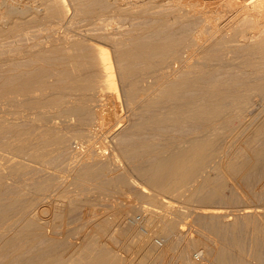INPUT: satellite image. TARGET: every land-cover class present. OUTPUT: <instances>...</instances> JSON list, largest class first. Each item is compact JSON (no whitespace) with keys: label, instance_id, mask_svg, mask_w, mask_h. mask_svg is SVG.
Masks as SVG:
<instances>
[{"label":"bare ground","instance_id":"obj_1","mask_svg":"<svg viewBox=\"0 0 264 264\" xmlns=\"http://www.w3.org/2000/svg\"><path fill=\"white\" fill-rule=\"evenodd\" d=\"M66 1H69L71 3L69 6L72 5V8L73 9L72 8H68V5H66ZM104 1L106 3L107 2L108 3L110 2V4L104 5V3H105ZM96 2H98V3L100 2L101 4L98 5V3L96 4ZM102 2H104V3H102ZM70 9L73 10L72 11V14L74 16H78V17H83L84 16L85 18H88L87 21H89V20L91 21L92 19L95 18V20H93V22L96 21V23L99 21V19H101L102 16H104V15H107L108 16L109 13H112L110 15H113V14L114 15L115 14H121L122 15V14H125V13L126 14H128V13H131V14L132 13L133 14L136 13V14H134L136 16L137 15V12L136 11L139 12V16L138 17L140 19H142V22L139 20V18H138V20L140 21V24L141 25L138 26L139 25L138 24L137 25L138 27H137L136 30H135V28H133L137 32V34H135L134 33L135 31L133 30V33L135 34V36L129 37L127 39H123L122 41H120L121 40L120 39V40L117 41L118 43L116 42V40L114 42V39H113V41H111L112 46H115L116 49H117V46H118V49H119V50L117 49L118 51L116 50L117 53L115 52V58H114L115 60L114 61L116 62L117 66L120 64V68L119 69H121V70H119V71L121 72V74H119V75H121V80H123V83H124V84L122 83L124 85V87L122 85V88H123L122 95H124V97L126 99V103H127L126 105L128 106L127 108H129V106H130L129 109H133L136 112L138 111L137 114H138V116L140 118L143 116L142 117L143 118L142 121H141L140 118H138V119H140L139 121L136 120L138 123L135 122L136 123V127H135V130L136 131L143 130V131H141V133L144 132V129H141L143 127L144 128L145 127L146 128L147 127H150V128L155 127L152 130H154V129L156 130L157 128L159 130V126L162 128L165 125H169V127H170V125L171 126H174L175 124L176 125L184 124L185 121H186L185 122V124H186V123H189L190 120L192 122V120H194V119H196L198 121L200 120V121H202L203 123L206 124V125H204L205 127L204 126L201 127L203 129L200 130V133H198L197 135L195 134L193 136L191 135V137H189L187 135L188 137L187 136L186 137L183 136L181 138H176L177 137L176 136L175 137V140L174 139L171 140L172 137L169 136V138H171V139L170 140H165L164 139L165 141H163L162 143H159L160 142L159 140H158L159 142L157 140H156L157 141L156 142L154 139L151 140L150 138H149L150 141H148L147 140L148 138H147L146 141L142 140V141H144V143L142 142L143 144L140 143L139 145H136V146L133 145V146L127 148L126 150H124V147H127V146H124L123 147V149H122L123 151L122 152H123V156L124 157H126V158H128V157L129 158L134 157L135 159L137 157V158H140V161L143 160L142 162L144 163V165L142 164L143 165L142 166L140 164L141 165V169L138 168L139 169L138 170L136 168L137 170H135V171H138V173H140L142 175L141 177H144L145 176L146 182L148 183L149 187L152 189V192L153 193L150 194L149 198H147V199H149L151 201L152 204H155V203L158 204V202H160V200H161V203H162L163 200L160 199V197L161 196H163V197L165 196L166 197V195H172L174 197H175V195L176 196L178 195L177 196L178 197L177 199H179V197H180L179 195H182L181 193H183L182 191L188 190L187 189L188 186H191V185H192V188L190 187L191 190L189 189L190 190L189 191V194L188 195L186 194L185 196H182V197H184L183 198V200H184L183 202L185 204H187V205H190V206L193 204V202H196V201L200 202L201 204H209L212 201H214L215 199H217L220 196V193H221V187L220 186H216V187L213 188L212 187V183H211V179L209 177H206L205 175L202 178L200 177V176H202L201 173L204 170V167L205 166L207 167L208 166L207 164H209V162H211V160H215V159L217 160L218 159L219 161L217 163H219L221 161L220 164H217V166H218L217 168H219V170H221L220 171L221 173L224 172L228 176H233L234 174L240 173V172L250 171V170L254 169V166L257 163H260L261 161L264 160V143H262L263 145H261L260 147L259 146L258 147L255 146L254 147L255 141L257 142L256 139H259L258 136L260 134H264V133H262L264 131V125L257 127V129H255L256 128L255 127L254 128L255 130H252L251 129L254 132H252L253 134H250V133L249 134L250 135H253V136L248 135L250 137L249 138L246 137V139L248 138L247 140L244 139V140H246V147L242 149L239 146V148L241 149L240 150L241 152H238V153H235V154H231L230 151H229L230 149L227 150V147L224 150L217 149L218 148L217 147L218 146L217 143L220 140V137L223 135V133H226V136H227V134L228 135L230 134L229 135L230 136L229 140L232 143L234 140L240 138L241 136L244 137L243 134H246V130L249 131L250 128H253L254 127L253 126L254 124L252 125V122L253 121H251L252 118H250V116H249L250 113L249 114L247 113L248 110L251 107L249 105L250 108L248 107V109H247L246 107L248 105L247 106H245V105L248 102H244L245 100H242V99H245V98L246 99H250L249 96L253 95V94H250L252 91L256 92L257 95L256 94L255 95L257 97L260 96L261 99H264V0H0V35H2L4 33V30L6 29L5 26H7L8 29L10 28L12 30V31L10 30V32L13 33L14 30H16V29L19 30V28L21 26H23V25H30V24H34V23H37L38 24V23L44 22V21H46L48 19L51 20V19H54V18L55 19L56 18L57 19L60 18V21L62 20V23H63V21L67 19L66 17L69 16V14L71 13L70 12ZM137 9H139V10H137ZM226 12L227 13L228 12H231L232 14H234V18H233V15H232V17L230 16L231 18H233V20L231 19V21H230L229 20L230 18L228 19L229 22L231 23L230 25H228L229 22L224 21V22H227L228 23L227 26H226V28H228V26H229V29L227 31H229V30H232L233 31L232 33L229 34L231 37L228 36V33L229 32L226 33V30H225L226 28L223 25V23H224L223 20H225V19H223V16H224L223 13L227 15ZM193 18L195 19L194 22H193V20H194ZM58 21H59V19H58ZM72 21H74V20H72ZM101 21H102V19H101ZM93 22H92V24L94 25L95 22L94 23ZM190 22H191V24H190ZM192 22L193 23L196 22V23L193 25ZM92 24H91V26H92ZM98 24H99V22H98ZM136 24H134V25L136 26ZM63 25L64 24H61L60 26H63ZM189 25H192L193 27L192 26L188 27ZM65 26H68V25L65 23ZM94 26H96V25H94ZM71 27H72V25H71ZM131 27H133V26H131ZM54 28H55V26H54ZM58 28H60V27H58ZM65 30L68 31L67 29H65ZM89 30H87V31H89ZM127 30H128V28H127ZM127 30L125 29V31H127ZM129 30H131V29H129ZM129 30H128V34L131 32V31L129 32ZM91 31H93V29H91ZM121 31H123V30H121ZM36 32H37V30H36ZM5 33H7V31ZM25 33H29V32L27 31ZM84 33H87V32H84ZM96 33H97V31H96ZM102 33H103V31H102ZM108 33H109V31H108ZM100 34H101V32H100ZM104 34H106V32ZM112 34H111V36H112ZM11 35H15V33L14 34H11ZM19 35H20V33H19ZM65 35H64V37L62 35V37L59 36V38H57V37H56V39L54 38L53 41H52L53 43H51V44H53L54 46H59V47H61V49H63V48H65V49H72V50L75 49L73 51V53H72L71 50H70L71 52L70 51L69 52L67 51V53H70L69 54L70 56L68 57V59L70 61L68 59H66L65 61L67 62V60H68L71 64H73V68H74L73 69L70 66L69 72H71L70 69H73V71L79 70V68L83 64H84V70H86V71L88 70V72L90 71L89 74H88V76L85 77L84 76L85 74L82 75V76L85 77L84 79L82 78V80H83L82 82H80L78 80V81H75L76 83L75 82L73 83V81H72L71 84L69 83L70 84L69 86H65L62 82H61V84H63L64 86H61L59 84V82H58L59 85L56 84V86H54V84H50V82H49L50 85H48V86H50V87H51V85H53L54 87H58L59 86V93H60L59 95H61V94L62 95H67V94L69 95V94H71L72 97H73L71 101L64 102V103H60V101H58L60 103V104H58V102L55 101L57 99L56 98L54 99V96L53 97H50L49 96L50 98L54 99V102H52V100H49L50 98H48V97L47 98L44 97V98H46V99H44V100H46L45 102L43 100L44 103L43 102L42 103L36 102V101H34L35 100V95H33V94H35L37 92L36 91L37 90L36 89L37 88L36 87L37 84L35 85V87H33V89H32V87H29L28 85L27 86L24 85L23 88L19 87L21 89L18 88V90L16 91V94L14 95L15 97H10L11 94L10 95L8 94L9 95V97H7L8 99L6 98L7 95H5V96L2 95L0 97H2V98L5 97L3 102H6V105L7 106L11 107L10 106V104H11L15 108H17V107H19V108L23 107L24 110L26 109L25 110L26 112H27V109L30 111L33 108L34 109L32 111H34L35 108H38V105L39 104L40 105H43L44 107H46L48 109L55 110V112H53L51 114L47 113V114H49V117L47 118L48 120L45 119V120H47V122H45L44 120H42V122L47 123V124L48 123H52L53 122V119H56V120L59 119V121L63 124L65 122H69V119L71 117H74V119H75L76 117L77 118H81V117L83 118L84 115L85 116H88V114H93V115L95 114V117L97 115V119H95L97 121L95 123L92 122L94 120V118L92 117V120L86 118L87 121L86 120H83V119L82 120L80 119L81 120L80 121V125L83 126V127L86 126V128H88L87 129L88 132L90 131V133H93V134L95 133L96 134L97 132H99V130L102 129L100 127V125H102L101 123L103 122V120L106 121L105 120L106 117L103 116V112H104V109H103L104 102L102 104H100L102 101H104V99L106 100V98H105V96H106L105 91L106 90H109L110 91V89H111V91L114 90L112 92H114L117 97L114 96L113 93H111V94H113V96L115 98H117V100H119L120 97H121L120 94L116 90L117 89L116 88L117 86H115L116 85L115 84L116 81H115V78H114V74L115 73L112 70L114 68L112 66L113 62L111 63V61H110L111 59L109 57V54L105 50H103V48L98 47V46L95 47V45H94L93 47H91L92 49L90 48L89 50L87 49V51L81 52L82 51V47H80L81 45H79V41H70L69 40V37H67V35L66 36ZM8 36H9V34H8ZM33 36H34V34H33ZM107 36L110 37V35H107ZM124 36H126V33L124 34ZM98 37H99V35H98ZM112 37H110V38H112ZM45 38H46V35H45ZM107 39H109V38H107ZM71 40H72V38H71ZM235 41L236 42L239 41L240 43L242 42L243 43L242 44L243 47L241 46V48H240V47L237 46L238 48H232L233 47L232 46L231 48L230 47L228 48L226 46V43L233 42V44H234ZM89 42H90V40H89ZM102 42H103V39H102ZM108 42H110V41H108ZM108 42H107V44H108ZM16 44H17V42H16ZM47 45H49V44H47ZM119 46H120V48H119ZM47 48L48 47H46L45 50H47ZM52 48H54V50H55V47H52ZM76 48L77 49L78 48L79 49L81 48L80 49V52L81 53H85L83 55L81 54L82 55L81 56L82 58H80V55L78 53V50H76ZM50 49L51 48H49V50ZM52 50L53 49H51V51ZM57 51L59 52L60 50H57ZM75 51H77L76 52L77 54L75 53ZM30 52H31V49H30ZM28 53H29V51H28ZM41 54L44 55L43 52ZM34 55H36V54H34ZM46 55H47V53H46ZM63 56H64V54H63ZM63 56H61V57H63ZM66 56H68V55H66ZM51 57H49V58H51ZM6 58H5V60H6ZM21 58H22V55H21ZM64 58H66V57H64ZM36 59H39V57L35 58V60ZM78 59H81V61L86 60L87 62L86 63H83V62H85V61H83L82 64L80 65L79 63L81 61L78 62V63L76 62V61H78ZM17 60H15V61H17ZM53 60L54 59H52V61ZM15 61H13V62H15ZM20 61H21V59H20ZM1 63H2V61H1ZM123 64H125V65H124L123 68H121ZM137 64L138 65L141 64V65L138 66ZM16 65H18V64H16ZM63 65H64V63H63ZM67 66L69 67V64ZM136 66H137V68L138 67L139 68L137 69ZM85 67L87 69H85ZM231 68H241V69L244 68L246 71H248V72H246V74H247L246 76L249 77L248 79L254 80V82H252L251 85L248 86V84H247V86H248L247 89H248L249 94H250V95L249 94L246 95V96H248V98L247 97L243 98L245 96L244 94H243V97L242 96H239V95H242V92L240 93V90H237V91L235 90L234 91L233 90L234 88L232 89L231 88L232 86H230V85H229L230 86L229 89H231V92L230 91L229 92L231 93V95H228L229 92H226L225 91V88L226 87H224V89L222 88L225 84L223 86H221V88L225 92H223V90L221 91L220 85L219 86L217 85V83H218L217 81H219V82L229 81L230 82V81L234 80L232 78H235L238 73L236 74L234 72L236 74V76L235 75L232 76L231 74L233 72L232 73L230 72L231 71L230 70ZM81 69L82 68H80V70ZM42 70H44V69H42ZM57 70L58 69H56V71H55V69H54V71H52V72L58 73L59 71L57 72ZM80 70L78 71V74L81 73ZM81 71L83 72V70H81ZM25 72H26V70H25ZM45 72H46V69H45ZM69 72L67 73V70H66L65 73L63 72L64 73L63 75H65L66 73L69 74ZM61 73H62V71H61ZM72 73L75 75L76 72H71V74H69V75H72ZM96 73L99 75V76L97 75V77H99V79L94 80V78L96 76ZM78 74L76 73V75H78ZM20 75H22V77H23V78L22 77L20 78L21 81L23 79H25L24 77L26 76V74H25V76H23V74H20ZM39 75H40V73H39ZM46 75H49V73L46 74ZM69 75L67 77L64 76V78L70 79L69 78ZM8 76H10V75H8ZM54 76H55V74H54ZM56 76H57V74H56ZM239 76H241V75H239ZM17 77H18V75H17ZM17 77H15L14 80H13V77H12V79L10 77H8L9 80L6 79V77L4 79H6L7 82L9 81L8 83L6 82V84L9 85V84H11L10 82L12 80L14 82H15V80H18V79H16ZM59 77H60V80L63 78V77L61 78V76H59V75L56 78L59 79ZM70 77H72V76H70ZM30 78H31V76L30 77H27L28 80ZM40 78H43V77L41 76ZM78 78H79V76L77 77V79ZM100 78H101V80H100ZM236 78H238V76ZM241 78H242V76H241ZM253 78H255V79H253ZM27 79L25 80V83H26ZM55 79L53 78V80H55ZM71 79L70 80H67V81L69 82V81H71ZM80 79H81V76H80ZM19 80H18V82H19ZM75 80H76V77H75ZM30 81L32 82L33 79L32 80L30 79ZM46 81H48V79H46L45 82ZM61 81L64 82L63 79ZM211 81L217 82V83H214V84H216L217 87H214L215 85L212 84ZM238 81L240 82V80H238ZM22 82H24V81H22ZM77 82H79V83H77ZM209 82H211L212 85L210 84V86H207ZM224 83H226V82H224ZM27 84H28V81H27ZM34 84L35 83H33V84L31 83L32 86ZM46 84H48V82ZM11 85H14V83L11 84ZM21 85H23V84L21 83ZM3 86H6V85H3ZM17 86H19V85H17ZM236 86H238V85H236ZM247 86H245V87H247ZM50 87H49V89H50ZM54 87L53 88L51 87L52 88V91L53 90L56 91V89H54ZM228 87L226 88L227 90H228ZM9 88H10V86H9ZM11 88H13V86H11ZM34 88H35V90H34ZM41 89H42V86H41V88H39V91ZM241 90H243V89H241ZM189 91H192V92H190L191 93L190 94L191 97L187 96V93H189ZM193 91H195L196 93L198 92V97L197 96H192ZM233 91L236 94L235 93H232ZM238 91H239L240 94L237 93ZM38 92H37V94H38ZM42 92L45 93L44 90ZM51 93H53V92H51ZM225 93H227V94H225ZM45 94H47V93H45ZM95 94H97L99 96L98 97V100H97V98L95 100L93 99V97H94ZM59 95H57V96L59 97ZM42 96H43V94H42ZM42 96L40 98L43 99ZM51 96H52V94H51ZM64 97H66V96H64ZM69 97H71V96H69ZM2 98H1V101H2ZM230 98H231V100L233 99V101H234V98H235L236 99V101H234L235 103L233 101H231ZM61 99H64V98H61ZM61 99H59V100H61ZM224 99H227V100L229 99L232 103H234V104H232V107H229L230 110H229V108H226L225 109L224 107H222V104L223 103H220V102L222 100H224ZM37 100H38V98H37ZM223 102H226V100H224ZM243 102L245 103V105H244ZM3 104H5V103H3ZM243 105L245 106L244 108H242ZM44 107H42V108H44ZM122 107H124V106H122ZM0 108H1V106H0ZM15 108L11 107V109H15ZM42 108H40L41 111H42ZM46 108H44V109H46ZM21 109H20L21 112H18V110H14L16 112V115L19 118L21 116L20 113H22L24 111V110L22 111ZM244 109H247V111L244 110ZM39 110L36 111L37 115L40 114V112L38 113ZM5 111L7 112V110H5ZM10 111H12V110H10ZM249 111L251 112V110H249ZM26 112H24V113L26 114ZM44 112H47V110H45ZM136 112L133 111V114L136 113ZM139 113H141V114L139 115ZM12 114H13V112H12ZM14 114H13V116H15ZM31 114H33V112L30 113V115ZM42 114H43V112H42ZM42 114H40L41 117H42ZM106 114H108V113H106ZM131 114H132V112H131ZM246 115L249 116L250 119L248 117L247 118L249 119V122L251 121L250 123H251L252 127H250V125H249L248 122H244L246 120H244L242 118L244 120L243 121L241 119V117H243V116L246 118ZM33 116H34V114H33ZM35 118H36V116H35ZM88 118H90V117H88ZM118 118H119V116H118ZM26 119H27V117H26ZM30 119L28 118V120H30ZM72 119H71V121H72ZM240 119L242 120V122H241ZM40 120H41V118H40ZM14 122H12V123H14ZM57 122L58 121H56L55 123H57ZM243 122H244V124L245 123L248 124L250 128L249 127H246L248 125L245 124L246 125L245 127L246 128H249V129H246L244 127ZM31 123H33V122H31ZM117 123L119 124L120 122H117ZM5 124H6V122H5ZM23 125L24 124H22V126ZM56 125L57 124H55L54 126L56 127ZM41 126H43V125H41ZM51 126H53V125H51ZM107 126H110V125H107V124H104V126L102 125V127H104V128L107 127ZM137 126L138 127L140 126L141 128L139 127V129H137ZM39 127H40V125H39ZM183 127H184V125H183ZM1 128H2V125L0 123V129ZM33 128H35V127H33ZM43 128H44V126H43ZM45 128L48 130L47 125H46ZM161 128H160V130H161ZM29 130H32V128H30ZM39 130H40V128L38 129V131ZM73 130H74V128H73ZM182 130H183V128H182ZM182 130H180V131H182ZM28 131H26V132H28ZM167 131H169V130H167ZM45 132H47V131H45ZM48 132H49V130H48ZM31 133H32V131H31ZM42 133L43 132H41V134ZM49 133L51 134V132H49ZM73 133H74V131H73ZM19 134H16V136H15V137H17V138H15V140L17 139L16 141H14V142L11 141V143L8 142V144L6 142V145H5V149L6 150L5 151L7 153H11V154H17L18 152H19V154L20 153L22 155L24 154V157L26 156L27 158H30V159H27L28 161L29 160L32 161V159H37L38 160L40 158L39 160L41 162V157L43 156V153L39 154V152H45V151H42L40 148H38V149L35 148L36 150H41V151H39V152L37 151L38 153L37 152H35V153L34 152H31L30 149H31V142H32L33 138H31L29 136V133H28V135H24L22 133V135L20 134L21 136ZM32 135H34V134H32ZM35 136H36V134H35ZM71 136L72 135H70V137ZM223 136H225V135H223ZM246 136H247V134H246ZM38 137L41 138V136H38ZM38 137L36 139H39ZM56 137H57V135H56ZM242 137L239 140H241ZM11 138L12 137H10V140H11ZM54 138H55V136L53 137V139ZM80 138H82V137H80ZM158 138H159V136H158ZM59 139L61 141V144H65V143L68 142L67 141V142L63 143L65 141L64 140L65 137H63V140L64 141L61 138H59ZM161 139L163 140V138H161ZM54 140H55V142L57 141V139H54ZM82 141H84V140H82ZM261 141H263V140H261ZM132 142H134V141H132ZM57 143H58V141H57ZM222 143H223V141H222ZM229 143H227V144H229ZM87 144H88V142H87ZM233 144H234V142H233ZM244 144H245V142H244ZM1 145H2V143H1ZM45 146H44V148H45ZM99 146H100V144H99ZM243 146H245V145H243ZM40 147H41V145H40ZM246 153H249V157H247L246 159H244V156H247ZM18 155H16V156H18ZM2 156H4V155H2ZM16 156H15V158H16ZM44 157H45V155H44ZM102 157H103V155H102ZM89 158H90V155H89ZM141 158H143V159H141ZM3 159H5V158H3ZM6 160H8V159L6 158ZM42 161H43V159H42ZM132 161H133V159H132ZM134 162H136V161H134ZM97 165H98V163L96 164V166ZM12 166H13V164H12ZM17 166H15V167H17ZM91 166H93V165H91ZM15 167H14V169H16ZM20 167L21 166L17 167V169L19 168L18 169L19 171L21 170ZM98 167H99V165H98ZM109 167H110V165H109ZM138 167H140V166L138 165ZM210 167H211V164H210ZM10 169H11V165H10ZM86 169L84 171H82V170H79V172L76 171V173H77V174L75 173L76 175L73 174L75 176H74V179L72 178V180L75 181V185H77V187H78V185L80 186V189L83 186H84L83 187V189H84L85 186H86V184H88L90 181L91 182L92 181H95V180L97 181V178H96L97 177V174L100 173L101 171L106 170L105 167L104 168H100L97 171L94 170L96 168H93V170H91L90 168L89 169L86 168ZM3 171H5V170H3ZM17 171H16V173L13 171L14 172V176H15V174L19 173ZM72 171H74V170H72ZM100 175H102V174L100 173ZM114 176H117V175L115 174ZM20 177H22V176H20ZM198 177H200L201 179L198 180L197 179ZM101 178H102V176H101ZM1 180H2V178H1ZM129 181H130L129 180V177L127 175L123 174L121 176H117L116 179L113 182H111V183H108L106 181L105 182H101V185H103L104 187H100L99 190H101V188H104V189H102L103 190L102 192L105 191L106 193H109L110 192V189L111 190L119 191V190H122L127 185H129V183H130ZM2 182H3V180H2ZM95 183H97V182H95ZM193 183H195V184H193ZM97 187H99V186H97ZM86 188H87V186H86ZM107 191H109V192H107ZM51 194L54 195V193H51ZM174 197H172V198L174 199ZM142 198H143V196H142ZM143 199L145 200V198H143ZM179 200H182V199H179ZM169 201L164 200L163 202L169 204ZM74 202L72 201L73 204L77 205L76 204V201H74ZM72 203H71V205H72ZM165 203H164V205H165ZM75 205L74 206L72 205L73 207L71 208V211H69V212H72L73 211V209L75 208ZM164 205H163V207H164ZM17 206H18V204H17ZM68 207H70V205ZM77 207H79V206H77ZM68 209H70V208H68ZM120 209L117 212L118 213V219L119 220L120 219H123L122 217L124 215H126L125 214V212H126L125 209L124 210H122L123 208L121 210ZM166 210H168V208ZM53 213H55V212H53ZM117 213H115V214H117ZM208 213H211V215H212V212H208ZM218 213H219V211H218ZM47 214H48V212H47ZM152 214H154V213H152ZM152 214L149 215V216H152V218L155 219L156 216L154 217V215H152ZM173 214L174 213H172L170 211L167 212V213L165 212L164 214H162V217H160L161 219H159V217H158L159 214L158 215H157V213L155 214V215H157V218L159 219V221L162 223L160 226L159 225L158 226L161 227V230L162 231H164L163 233H169V235H170V233H173L174 232L175 225H176L175 219H176L177 216L174 215L175 217L173 218V216H171ZM58 215H59V213H58ZM182 215H183V213H182ZM211 215H208V217H211ZM220 215H218V216H220ZM159 216H161V215H159ZM216 216H217V214H216ZM10 218H11V216H10ZM23 218H24V215H23ZM152 218H148V219H151L152 220V223H153L154 219H152ZM13 219H14V221H13ZM15 219H16V221H15ZM24 219H26V222L24 223V225L21 226L22 224H20V226H19V222H20L19 221V217L16 216V218L14 217V218L11 219L12 222H9V223L6 222L7 225L5 227H3L2 230H0V231H2V233L10 234L5 240H3V238L0 237V255H2L5 251H8L7 250L8 248H10V247L13 248L14 244L19 239L28 238L31 235L34 236V237H40V236H43L45 234L44 233L43 226L41 225V223H38L37 220L30 219L29 217H26ZM27 219H29V221H27ZM59 219H61V218H59ZM115 219H117V218H115ZM155 222H157V224L160 223V222L158 223V221H155ZM246 222H248V221H246ZM125 224H127V223H125ZM251 225H250V227H251ZM256 225H255V227H256ZM124 227H125V225H124ZM211 227H212V224H211ZM250 227H248V228H250ZM219 228H221V227H219ZM121 229H122L121 231L119 230L120 233H117V234H119L118 239L119 238H122V239L125 238L124 240H127L126 238H130V239L137 238V235H135V233H132L131 232V229L129 227L127 228V225H126V228L125 229L124 228H121ZM138 232L139 231L137 230V233ZM213 232L217 236V237L216 236L215 237L216 238H219L217 241H219V243H221V245L219 244V247L217 246L218 247L217 249L214 248L215 254H216V255H214V258H216V260H213V261H216L217 262L216 264H230L231 262L229 263V260H230L231 254H229V252H228V250H229L228 247L229 246L227 247L228 243H226L227 240H225V233L227 232L226 229L225 230L224 229L223 230H219L218 227L217 228L214 227ZM2 233H0V235H2ZM232 233H233V231H232ZM258 233H259V231H258ZM139 234H141V233H139ZM182 235H183V233H182ZM147 236L150 237L149 234ZM178 236H179V234H178ZM141 238H143V237H141ZM243 238H244V236H243ZM147 239L148 240H140V242H138L137 244H135V242L132 240V242H134V243H132V242H130V243L134 244V246L133 245H130L128 243L131 240H129L128 242L126 241L127 242V245L129 244V249L127 248L128 251L132 249V251L134 253H136V255L141 254L142 257H141V259L139 257L138 260H133V259L130 260L129 257H128L129 259L128 258L127 259L126 258L125 259L122 258L121 260H119V258L116 259L114 257H111L110 256V252L108 250H106V249L104 250L103 254H101L100 256L99 255L98 256H93L91 254L90 249H88V247H86L85 244L83 245L84 247H82L81 250L78 249V251L80 252V253H78V256H76V254L74 255V256H76L78 258H76V257L73 256L74 258L73 257L70 258V259L68 258L67 260L66 259H63V257L61 255H58L57 256V254H56V256H55V253H54L53 256L52 255H50V256L49 255L48 256L47 255L46 256L45 255L44 256H40L39 253H38L39 251L37 252L39 256L36 254V252L35 253L32 252V253L34 255L36 254L37 257H38V258H36L37 260L34 257V259L36 260L34 262L35 264H148L150 258L152 259V257H154V256L157 255V257H155V258L158 259V256L160 255L158 253H160V252H158V249H157V247H158L157 244L158 243L156 244V242L153 239H151V238H147ZM261 239H263V238H261ZM41 240H43V239H41ZM220 241H222V242H220ZM27 243H29L28 240H27ZM87 243L89 244V241H87ZM123 243L125 244V242H123ZM29 244H30V246H32L31 243H29ZM88 244H87V246H88ZM91 244L92 243L90 241V245H89L90 248H91ZM236 244H237V242L235 243V245ZM93 245H94L93 247H95V244H93ZM238 245H240V244H238ZM121 247H123V246H121ZM27 248L29 249V247H27ZM124 249H126V248H124ZM245 249H246V245H245ZM257 249H258V247H257ZM21 250H23V248ZM74 250H76V249H74ZM26 251H24V252H26ZM236 251H238V250H236ZM20 253L22 254V251ZM26 253H24V254H26ZM28 253L30 254V252H28ZM51 253H53V252L51 251ZM257 254H258V252H257ZM18 255H20V254H18ZM32 256L33 255H31V257ZM234 256H235V254H234ZM162 257H163V255H162ZM162 257H161L160 260H162ZM254 257H256V256H254ZM257 257H258V255H257ZM32 258H30V259H32ZM24 259H27V256ZM34 259H33V261H34ZM150 262H152V261H150ZM232 262H234V260ZM24 263L25 264H28V262H24ZM34 263L32 262L31 264H34ZM237 263H238V261H237ZM4 264H11V263L9 262V263H4Z\"/></svg>","mask_w":264,"mask_h":264},{"label":"rangeland","instance_id":"obj_2","mask_svg":"<svg viewBox=\"0 0 264 264\" xmlns=\"http://www.w3.org/2000/svg\"><path fill=\"white\" fill-rule=\"evenodd\" d=\"M68 2L69 1H66V5H68V8H72V5L69 6L71 3L70 2L68 3ZM104 2H102V3H104ZM97 3L98 2H96V4ZM100 4L101 3L99 2L98 5H100ZM107 4H110V2L109 3L108 2L104 3V5H107ZM72 9H70L71 13L69 14V16L66 17L67 19L64 20L63 23H62V20L60 21V18H58L59 21H58L57 18L56 19L54 18V19H51V20L48 19V20H46L44 22H40L38 24L37 23L30 24L31 26L30 25H23V26H21L19 28V30L18 29L14 30L15 32L13 31V33L10 32V30H11L10 28L8 29L7 26H5L6 29L4 30V33L2 35H0V93H1L0 96L7 95L6 96V98H7L11 94L10 97H15L14 95L16 94V91L18 90L19 87L23 88L24 85H26V86L28 85L29 87H32V89H33V87H35V85L37 84V86H36L37 90L36 91L38 92L39 88H41V86H42L41 90L42 91L44 90V92L47 93V94L43 93L41 90L38 92V94L36 92L35 94H33V95H35V100L34 101L42 103L43 100L46 99L47 97L50 98V97H53V96H54V99L55 98L57 99L55 101H57V102L60 101V103L71 101L72 98H73L71 94H69V95L68 94L67 95H62L61 94L62 95L61 96V95H59L60 94L59 93V86L58 87H54V86H56V84H58V82H59V84L61 86H64V85L65 86H69L72 83V81H73V83L75 81H78V80L80 82H82L83 81L82 78L84 79L86 76H88L90 71L88 72V70L87 71L84 70V64L81 65L83 61H85L83 63L87 62L86 60H83L84 58L82 59L83 61H81V59H78V61H76L77 63L81 61L79 64L81 65L80 68H82L81 70H83V72L80 70V68H79V70L81 72V73L79 72L80 74H78L79 70L73 71V69H74L73 68V64H71L69 62L70 60L68 59V57L70 56L69 55L70 53H67V51L69 52L71 50L72 53H73V51L75 49H73V50L72 49H65L63 47H62L63 49H61V47L54 46L53 44H51V43H53L52 41H53L54 38L55 39H56V37L59 38V36L62 37V35L64 37V35L66 34L67 37H69L70 41H79V45H81L80 47H82V51L81 52L87 51V49L89 50L91 47H93L95 45V47L98 46V47L103 48V50H105L109 54V57L111 59L110 61H111V63L113 62L112 66L114 68L112 67L113 68L112 70L115 73L114 74V78H115V81H116V83H115L116 85L115 86H117L116 90L121 96L120 99H119L121 102L119 100H117V98L114 97V96H116L115 93L112 92L114 90L111 91V89H110V91L109 90L105 91L106 100L104 99V101H102V102L100 101L101 102L100 104H102L104 102L103 116L106 117V119H105L106 121L103 120V122L101 124L103 126H104V124H107V125H110V126H107L108 128L107 127L104 128V127H102V125H100V127L102 129L99 130V132L96 131L97 132L96 134L95 133L93 134V133H90V131L88 132V130H87L88 128H86V126H84V127L81 126L80 125V121L82 119L86 120V121H87V119L92 120V117H93L94 120L92 122L95 123L97 121V120H95V119H97V115L95 117V114L94 115L93 114H88V116L84 115L83 118L82 117L81 118H77L76 117L74 119V117H71L69 119V122H65L63 124L59 121V119L58 120L53 119L52 123H48L47 124V123L42 122V120L47 122V120H48L47 118L49 117V114L55 112V110L48 109V108H46V107H44L43 105H40V104L38 105V108H35L34 111H32L34 109L33 108L30 111L27 109V112H26L25 111L26 109L24 110L23 107H21L22 109L19 108V107L15 108L14 106H12L10 104L11 107L15 108V109H11V107L6 105V102H3L5 97L4 98L0 97V106H1V108H0V123L2 125V128L0 129V131H1L0 132V158H1L0 159V164H1L0 165V200L2 199L0 201V203L2 204V205L0 204V230H2V228L5 227L7 225V223L12 222V220H11L12 218H14V217L16 218V216H17V217H19V221H20L19 222V226H20V224H22L21 226H23L24 223L26 222V219H24V218L29 217L30 219L37 220L38 223H41V225L44 228V233H45L43 236H40V237H34V236L31 235L28 238L19 239L15 243L17 246L14 244L13 248L12 247L8 248L7 249L8 251H5L2 255H0V264L9 263V262L11 264H25L24 262H28V264H31L32 262L34 263L37 260L36 258H38L37 257L38 253H39L40 256H44V255L45 256L46 255L47 256L48 255L49 256L50 255L53 256L54 253H55V256H56V254H57V256L61 255L63 257V259L67 260L68 258L69 259L72 258L75 254H76V256H78V253H80L78 251V249L81 250V248L84 247L83 246L84 244H85L86 247H88V249H90L91 254L93 256H98V255L100 256L101 254H103L104 250L106 249V250H108L110 252V256L114 257L116 259L119 258V260H121L122 258H124V259L126 258L127 259L129 257L130 260H132V259L133 260H138L139 257L141 259V257H142L141 254L137 253L138 255H136V253H134L132 251V249L128 251L127 248L129 249V244L134 246V244H132V243L135 242V244H137L138 242H140V240H148L147 238L153 239L156 242V244L158 243L157 244L158 245L157 249H158V252H160V253H158V254H160L158 256V259L155 258V257H157V255H156V256L152 257V259L150 258L151 260L149 259L148 264H150V263L151 264H181V263L182 264H216L217 262L213 261V260H216V258H214V255H216L214 248L217 249L219 247V244L221 245V243H219V241H217L219 238H216L217 236L213 232L214 227L215 228L218 227L219 230H223V229L225 230L226 229V231H227L225 233V240H227V242H226V243H228L227 247L229 246L228 247V249H229L228 252H229V254H231V257H232V258L230 257L231 261L229 260V263L231 262L230 264H248V263L249 264H264V260H263L264 259V236H263L264 235V160L261 161L260 163H257L254 166V169H252L250 171H247V172L236 173L233 176H228V175H226V173H224V172L221 173L220 172L221 170H219V168H217L218 167L217 164H220L221 161L219 163H217L219 161L218 159L217 160L216 159L215 160H211V162H209V164H207L208 166L207 167L205 166L206 168L204 167V170L201 173L202 176H200V175L199 176L201 178L204 177V175L206 177H209L211 179V183H212V187L213 188L216 187V186H220L221 187L220 196L221 195L222 196L221 197L219 196L217 199H215L214 201H212L209 204H201L200 202L196 201V202H193V204L190 206V205H187V204H185L183 202L184 201L183 200L184 197H182V196H185L186 194L187 195L189 194V191L191 190L190 187L192 188V185L188 186V188H187L188 190L182 191L183 192V193H181L182 195H179L180 196L179 199H182V200L177 199L178 195L177 196L175 195V197L172 196V195H166V197L165 196L164 197L161 196L160 199H162L163 201L164 200H167V201L170 200L169 204L165 203L163 201L161 203V200H160V202H158V204H156V203L152 204L151 201L149 199H147V198H149L150 194L153 193L152 189L149 187L148 183L146 182L145 176L141 177L142 175L140 173H138V171H135L138 168L141 169V165L142 164L144 165V163L142 162L143 160L140 161V158H137V157H136V159L134 157H132V158L124 157L123 156V152H122L123 151L122 150L123 147L127 146V147H124V150H126L127 148H129V147H131L133 145L136 146V145H139L142 142L144 143V141H146L147 138H148L147 139L148 141H150L149 140V138H150L151 140L154 139L155 141L159 140L160 142L159 141L158 142L162 143L165 140H170L171 138H169V136L172 137L171 140H173V139L175 140L176 136H177L176 138H181L183 136L186 137L187 135L189 137H191V135L193 136L195 134L197 135L198 133H200V130L203 129L201 127H203L206 124L203 123L200 120L198 121V120L194 119V120H192V122L190 120L189 123H186V124H185V122H186L185 121L184 124H180V125H176L175 124L174 126L170 125V127H169V125L163 126L164 128L163 127L161 128L159 126V130L157 128L156 130L154 129L155 131L152 130L155 127H153V128H150V127L141 128L139 126L141 129H144V132L145 131L146 132L145 133L144 132L141 133V131H143V130L136 131L135 130L136 123H138L137 121H139L140 119L142 121V119H143L142 117L143 116L141 115L142 117L140 118L138 116V114H137L138 111L136 112L133 109H129L130 106H129V108H127L128 106L126 105L127 104L126 103V99H125L124 95H122V93H123L122 92L123 91L122 85L124 83H123V80H121V75H119V74H121V72L119 71V70H121V69H119L120 68V64L118 65L119 66L118 67L116 62L114 61L115 60L114 59L115 58V52L118 49V46H117V49H116L115 46H112L111 41H113V39H114V42H115V40L117 42L120 39H121L120 41H122L123 39H127V38L135 36V34H137V32L135 30L137 29L138 26L141 25L140 21L142 22V19H140L138 17L139 16V12L136 11L137 12L136 16L134 15L136 13H134V14L133 13L132 14L131 13H128V14L125 13L126 15L122 14L123 16L121 14H115V15L113 14L114 15L113 16V15H110L112 13H109L110 16L109 15L108 16L104 15V16L101 17L102 21H101V19H99V21L96 19L99 22V24H98V22L96 23V21H94L96 23L95 24L93 22V20H95V18L92 19L91 21L90 20L87 21L88 18H85L84 16L83 17L74 16L72 14V11H73ZM137 10H139V9H137ZM223 15H224L223 19H225V20H223V22L224 21L229 22V20L231 21V19L233 20V18H234V14H232L231 12H228L227 15L223 13ZM232 15H233V18H231ZM138 18H139L140 21L138 20ZM72 20H74V21H72ZM194 21H195V19L193 20V22ZM92 22L96 26H94L92 24ZM227 22L223 23L225 28H226V26L228 24ZM65 23L68 26H65ZM195 23H193V25ZM61 24H64L63 25L64 27L60 26ZM91 24H92V26H91ZM134 24H136V26ZM190 24H191V22H190ZM230 24L231 23L229 22L228 25H230ZM71 25H72V27H71ZM54 26H55V28H54ZM131 26H133V27H131ZM190 26H192V25H189L188 27H190ZM58 27H60V28H58ZM88 28L89 29L90 28L93 29V31H91V29L89 30ZM124 28L126 30H127V28H128V30L131 29V30H129V32L131 31L130 32L131 34L129 33L130 34L129 35L128 34V30L125 31ZM133 28H135V30ZM65 29H67L68 31H66ZM228 29H229V26H228V28L225 29L226 33L229 32L228 36L231 37L229 34L232 33L233 31L232 30L227 31ZM36 30H37V32H36ZM87 30H89V31H87ZM121 30H123V31H121ZM133 30L135 31L134 32L135 34L133 33ZM6 31H7V33H5ZM27 31L29 33H25ZM96 31H97V33H96ZM102 31H103V33H102ZM108 31H109L110 34L108 33ZM84 32H87V33H84ZM100 32H101V34H100ZM105 32H106V34L108 33L107 35H110V37L113 36L114 38L113 37L110 38L109 36L104 34ZM10 33L11 34L15 33V35H11ZM19 33H20V35H19ZM123 33L124 34L126 33V36H124ZM8 34H9V36H8ZM33 34H34V36H33ZM111 34H112V36H111ZM45 35H46L47 39L45 38ZM98 35H99V37H98ZM106 37L109 38V39H107ZM1 38L2 39L4 38V39L2 40ZM71 38H72V40H71ZM102 39H103V42H102ZM89 40H90V42H89ZM108 41H110V42H108ZM16 42H17V44H16ZM107 42H108V44H107ZM237 42L235 41L234 44H233V42L226 43V46L228 48L229 47L231 48L232 46H233L232 48H238V47L241 48V46L243 47V45H242L243 43L242 42L241 43L239 41H237ZM47 44H49V45H47ZM46 47H48L47 50H45ZM52 47H55L56 51ZM49 48H51L53 50L51 51V49L49 50ZM119 48H120V46H119ZM30 49H31V52H30ZM80 49L76 48V50H78L80 58H82L81 56L83 54H85V53H81ZM57 50H60V51L58 52ZM28 51H29V53H28ZM42 52L44 53V55L41 54ZM76 52L77 51H75V53ZM46 53H47V55H46ZM27 54L28 55L30 54V55L28 56ZM34 54H36L37 56L34 55ZM63 54H64V56H63ZM21 55H22V58H21ZM66 55H68V56H66ZM61 56H63V57H61ZM37 57H39V59L35 60V58H37ZM49 57H51V58H49ZM64 57H66V58H64ZM5 58H6V60H5ZM17 59L19 61L21 59V61L19 62ZM52 59H54V60L52 61ZM66 59H68L69 61L67 60V62H66L65 61ZM15 60H17L18 62L15 61ZM1 61H2V63H1ZM13 61H15V62H13ZM63 63H64V65H63ZM16 64H18V65H16ZM68 64H69V67L67 66ZM124 65L125 64H123L121 68H123ZM140 65H138V66H140ZM70 66L73 68V69H70L71 72H76L78 75H76V73H75V75L73 73H72V75H69V74H71V72H69ZM136 68H137V66H136ZM24 69L26 70V72H25ZM42 69H44V70H42ZM45 69H46V72H45ZM54 69H55V71H56V69H58L57 72L58 71L59 72L58 73L52 72V71H54ZM65 69L67 70V73L69 72V74L66 73L65 75H63L66 72ZM85 69H87V68L85 67ZM230 70L229 71L231 73L232 72L233 73L235 72L236 74L238 73L237 74L238 78H236L237 76H236L235 73L234 74L232 73L231 74L232 76H234V75L236 76L235 78H232L234 80H232L230 82L229 81H224L226 83H224L223 81L222 82L217 81L218 83L214 82V81H211L212 84L217 83L218 86L220 85L221 91L224 89V87L227 88L230 85V86H232L231 87L232 89L234 88L233 89L234 91L235 90L236 91L240 90V93L242 92V95H239V96L243 97V94H244L245 96L243 98H245V97L248 98V96H246V95L249 94V91H248L247 88H248L249 85L252 84V82H254V80L248 79L249 77L246 76L247 75L246 72H248V71H246L244 68H242V69L241 68H231ZM61 71H62V73H61ZM39 73H40V75L42 74L41 76L43 78H40L41 76L39 75ZM48 73H49V75H46ZM7 74L10 75V76H8ZM20 74H23V76H25V74H26V76L24 77L25 79L22 80L24 82L21 81L20 78L22 77V75H20ZM54 74H55V76H54ZM56 74H57V76H56ZM17 75H18L19 78L17 77ZM58 75L61 76V78L63 77L62 79L64 80V82L61 81L62 79L60 80V77H59V79L56 78V77H58ZM68 75H69L70 79L72 78L71 81H69V82L67 80H70V79L64 78V76L67 77ZM82 75H84L85 77L82 76ZM97 75L98 74L96 73V76H95L94 80L99 79V77H97ZM239 75H241L242 78ZM11 76L13 77V80L15 79V77H17L16 79H18V80L20 79L19 82H18V80H15V82L12 80L10 83L11 84L14 83V85H11V84L7 85L6 84V82H7L6 79H8V77H10L12 79ZM30 76H31L30 79L31 80L33 79L32 82L30 81V79L29 80L27 79V77H30ZM70 76H72V77H70ZM78 76H79V78L77 79ZM80 76H81V79H80ZM5 77H6V79H4ZM75 77H76V80H75ZM53 78L54 79L56 78V79L53 80ZM26 79L28 81V84H27V81L25 83ZM46 79H48V81L45 82ZM253 79H255V78H253ZM100 80H101V78H100ZM238 80H240V82ZM47 82H48V84H46ZM49 82H50V84H54V86L51 85V87L52 88L54 87V89H56V91L55 90L52 91V88L50 86H48V85H50ZM61 82L64 85L61 84ZM65 82L66 83L68 82V83L66 84ZM211 82H209L207 86H210ZM21 83L23 85H21ZM31 83L32 84L35 83V84L32 86ZM77 83H79V82H77ZM247 84H248V86H247ZM3 85H6V86H3ZM17 85H19V86H17ZM214 85H215L214 87H217L216 84H214ZM236 85H238V86H236ZM9 86H10V88H9ZM11 86H13V88H11ZM221 86H223L222 87L223 89L221 88ZM230 86L228 87V90L225 88L226 92H229V91L231 92V89H229ZM245 86H247V87H245ZM49 87H50V89H49ZM123 87H124V85H123ZM21 88H19V89H21ZM241 89H243V90H241ZM244 89L245 90L247 89L246 91L248 93ZM34 90H35V88H34ZM225 91L223 90V92H225ZM234 91L232 93H235ZM51 92H53V93H51ZM190 92H192V91H189V93H187V96H189V97H191V95H190L191 93ZM253 92L254 91H252L250 94H253L254 96L253 95L249 96L250 99H246L245 98V99H242V100H245L244 102H248V103H246V105L243 102L245 106L248 105L246 107L247 109H248L249 105L251 107V108L249 107L250 108L249 110H251V112L248 110L247 113L248 114L250 113L249 116H250V118L253 119V120L251 119V121L254 122V123L252 122V125L254 124L253 125L254 127L250 128V127H252V125L250 123L251 121L249 122L250 118H249L248 115H246V118H245L244 117L245 115H244L243 117H241V119L243 118L246 121H244L243 119L242 120L244 122H248L249 125H250V127H249V125L245 123L246 125H248V126H246L244 124V122H243L244 127L246 126V127L250 128L249 129V128L245 127L246 129H249V131L245 129L247 136H246V134H243L244 137L241 136L242 137L241 140H239L241 137L236 139L237 141L234 140L233 141L234 144H233V142L231 143L230 140H229V138H230L229 135L230 134L229 135L227 134V136H226V133H223V135H225V136L222 135L221 136L222 138L220 137V140L217 143L218 144V146H217L218 148L217 149L224 150L227 147V150L230 149L229 151H230L231 154H235V153L241 152L240 151L241 149L239 148V146L242 149L246 147V140L250 136H253V135H250V134H253L252 132H254L252 130H255V129H257V127L264 125V99H261L260 96L257 97L256 96L257 95L256 92H254V93ZM111 93H113L114 96ZM229 93H228V95H231V93L230 94ZM237 93L240 94L239 91ZM42 94H43V96H42ZM51 94H52V96H51ZM225 94H227V93H225ZM40 95L43 97V99L40 98L41 97ZM57 95H59V97ZM64 96H66V97H64ZM69 96H71V97H69ZM192 96H197L198 97V92L196 93L195 91H193ZM44 97H46V98H44ZM98 97L99 96L97 94H95L93 99L95 100L97 98V100H98ZM1 98H2V101H1ZM37 98H38L39 101L37 100ZM61 98H64V99H61ZM231 98H230V100H231ZM54 99L50 98L49 100H52V102H54ZM59 99H61V100H59ZM224 100H226V102H223ZM224 100H222L220 103H223L222 107H224L225 109L229 108V107H232V104H234L235 103L234 101H236L235 98H234V101H233V99L231 100L234 103H232L229 99H228L229 101L227 99H224ZM45 101L46 100H44V102ZM3 103H5V104H3ZM60 103L58 102V104H60ZM120 103L121 104L123 103V104L121 105ZM244 105H243L242 108L245 107ZM122 106H124V107H122ZM42 107H44L46 109H44ZM40 108H42V111H41ZM20 109L22 111L24 110L22 113H20L21 114V116H20L21 119L16 115V112L14 111V110H18V112H21ZM247 109H244V110L247 111ZM5 110H7V112ZM10 110H12V111H10ZM37 110H39L38 113L40 112V114H42V112H43L42 117H41L40 114H39L40 116L37 115V113H36ZM45 110H47V112H44ZM229 110H230V108H229ZM133 111L136 112V113L133 114ZM12 112H13V114L15 113L14 114L15 116H13ZM24 112H26V114ZM32 112H33L34 116H33V114L30 115V113H32ZM105 112L108 113V114H106ZM131 112H132V114H131ZM47 113H49V114H47ZM140 114L141 113H139V115ZM35 116H36V118H35ZM118 116H119V118H118ZM26 117H27V119H26ZM88 117H90V118H88ZM28 118L29 119L31 118L32 120L31 119L28 120ZM40 118H41V120H40ZM138 118H140V119H138ZM45 119H47V120H45ZM71 119H72V121H71ZM55 120L58 121V122L55 123L56 122ZM242 120H241V122H242ZM5 122H6V124H5ZM12 122H14V123H12ZM31 122H33V123H31ZM117 122H120V123L118 124ZM22 124H24L25 126L24 125L22 126ZM50 124L53 125V126H51ZM55 124H57L56 127L54 126ZM39 125H40V127H39ZM41 125H43L44 128ZM46 125H47V128H48L49 132H51V134L45 128ZM183 125H184V127H183ZM33 127H35V128H33ZM139 127L137 126V129H139ZM30 128H32V130H29ZM39 128H40V130L38 131ZM73 128H74V130H73ZM160 128H161V130H160ZM182 128H183V130H182ZM44 130L47 131V132H45ZM167 130H169V131H167ZM180 130H182V131H180ZM26 131H28V132H26ZM31 131H32V133H31ZM73 131H74V133H73ZM18 132L21 135H22V133L24 135H28V133H29V136L31 138H33L32 142H31V149H30L31 152L35 153V152H37V151L39 152L41 150L45 151V152H39V154L43 153V156L41 157V162L39 160L40 158L38 160L37 159H32V161L31 160L28 161L27 159H30V158H27L26 156L24 157V154L23 155L21 153L19 154V152L17 154H11V153H7L5 151L6 150L5 149L6 142L8 144V142L11 143V141L12 142L16 141L17 139L15 140V138H17V137H15V136H16V134H19ZM41 132H43V133L41 134ZM262 133H264V131ZM32 134H34V135H32ZM35 134H36L37 137L41 136V138L38 137L39 139H36L37 137L35 136ZM69 134L72 135V136L70 137ZM56 135H57V137H56ZM248 135H250V136H248ZM52 136L53 137L55 136L54 139H57L59 144L57 143V141L55 142V140L53 139ZM136 136L137 137L139 136V137L137 138ZM158 136H159V138H158ZM10 137H12L11 140H10ZM63 137H65V139H64L65 141L63 140ZM80 137H82V138H80ZM246 137H248V138L246 139ZM258 137H259V139H256L257 142L255 141L254 147L255 146L256 147H258V146L260 147L261 145H263L262 143H264V134H260ZM59 138H61L64 141L63 143H65L67 141L69 143L67 142L65 144H61V141H60ZM161 138H163V140ZM81 139L84 140V141H82ZM244 139H246V140H244ZM142 140H144V141H142ZM261 140H263V141H261ZM132 141H134L135 143L132 142ZM222 141H223V143H222ZM87 142H88V144H87ZM244 142H245V144H244ZM1 143H2V145H1ZM227 143H229V144H227ZM39 144L41 145V147H40ZM99 144H100V146H99ZM243 145H245V146H243ZM44 146H45V148H44ZM35 148L36 149L40 148L41 150H36ZM246 154H247V156H244V159L249 157V153H246ZM2 155H4L5 157L2 156ZM16 155H18V156H16ZM44 155H45V157H44ZM89 155H90V158H89ZM102 155H103V157H102ZM15 156H16L17 159L15 158ZM2 157L5 158V159H3ZM6 158L8 160H6ZM42 159H43L44 162L42 161ZM132 159H133V161H132ZM141 159H143V158H141ZM134 161H136V162H134ZM97 163H98L99 167H98V165L96 166ZM12 164H13L14 167L17 166V165H18L17 167L21 166L20 167L21 170L19 171L18 170L19 168L17 169V167H15L18 170L17 171L16 169H14ZM80 164L81 165L83 164V165L81 166ZM108 164L110 165V167H109ZM210 164H211V167L213 169L210 167ZM10 165H11V169H10ZM91 165H93V166H91ZM138 165L140 167H138ZM104 167L106 168V170L100 172L102 175H100V173H98L99 175L97 174V177H96L97 181L95 180L96 178L94 179L95 181H92V182L90 181L91 183L89 182L88 184H86L87 188L85 186V188L83 189V187H84L83 186L80 189V186L78 185V187H77V185H75V181L72 180V178L74 179V176L77 174L76 171L77 172H79V170L84 171L86 168H88V169L90 168L91 170H93V168H96L94 170L97 171L98 169L104 168ZM3 170H5V171H3ZM15 170L17 172H19V173L15 174V176H14V172L16 173ZM72 170H74V171H72ZM73 174H75V175H73ZM115 174L117 176H121L123 174L127 175L129 177V180H130L129 181L130 182L129 185H127L126 187H124L122 190H119V191L110 189V192L107 191L109 193H106L105 191H104L105 193L102 192L103 191L102 189H104V188H101V190H99L100 187H104L103 185H101V182H105V181L108 182V183L113 182L116 179V177H117V176H114ZM20 176H22V177H20ZM101 176H102V178H101ZM200 177H198L197 179L200 180L201 179ZM1 178H2L3 182L1 180ZM95 182H97V183H95ZM193 184H195V183H193ZM96 185L99 186V187H97ZM51 193H54V195L51 194ZM142 196H143V198H145V200L142 198ZM172 197H174V199ZM72 201L73 202L76 201L77 205L73 204ZM71 203H72L73 206L75 205V208L73 209L72 212H69V211H71V208L73 207L71 205ZM164 203H165V205H164ZM17 204H18V206H17ZM69 205H70V207H68ZM163 205H164V207H163ZM77 206H79V207H77ZM68 208H70V209H68ZM120 208L121 209L123 208L122 210L125 209V211H126L125 212L126 215H124L125 217L124 216L122 217L123 219H120L121 221L118 219V213H117ZM167 208H168V210L170 212L174 213L173 215H171V216H173V218L175 217L174 215L177 216L176 219H175V223H176L175 230H174L173 233H170V235H169V233H163L164 231H162L161 227H159L162 224L159 221V219H161L160 217H162V214H164L165 212L166 213L169 212L168 210H166ZM218 211H219V213H218ZM47 212H48V214H47ZM53 212H55V213H53ZM208 212H212V215H211V213H208ZM58 213H59V215H58ZM115 213H117V214H115ZM152 213H154V214H152ZM156 213H157V215L158 214L161 215V216L158 215L159 219L157 218V215H155ZM182 213H183V215H182ZM215 213L217 214V216H216ZM151 214L154 215V217L156 216L157 219L156 218L154 219V218H152V216H149ZM9 215L11 216V218H10ZM23 215H24V218H23ZM208 215H211V217H208ZM218 215H220V216H218ZM59 218H61V219H59ZM115 218H117V219H115ZM148 218L154 219L153 223H152V220L148 219ZM13 221H14V219H13ZM15 221H16V219H15ZM27 221H29V219H27ZM155 221H158V223L159 222L160 223L157 224V222H155ZM246 221H248V222H246ZM125 223H127V224H125ZM211 224H212V227H211ZM249 224L250 225L252 224L251 227H250ZM124 225H125V227H124ZM126 225H127V228L129 227L131 229L132 233H135V235H137V238H135V239L126 238L127 240H124L125 238L124 239L119 238L120 240L118 239L119 234H117V233H120V231L122 230L121 228L125 229ZM255 225H256V227H255ZM247 226L250 227V228H248ZM219 227H221V228H219ZM137 230L139 231L138 233H137ZM231 230L233 231V233H232ZM258 231H259V233H258ZM0 233H2V231H0ZM139 233H141V234H139ZM147 233L150 235V237L147 236L148 235ZM182 233H183V235H182ZM6 234L7 233H2L3 236L0 235V237L3 238V240H5L10 235V234L6 235ZM178 234H179V236H178ZM242 235L244 236V238H243ZM141 237H143V238H141ZM261 238H263V239H261ZM26 239L28 240L29 243H31L32 246H30V244L27 243ZM41 239H43V240H41ZM129 240H131V241H129ZM132 240L134 242H132ZM87 241H89V244L87 243ZM90 241L92 243L91 244V248L89 247ZM126 241L127 242L129 241L128 245H127ZM123 242H125V244ZM130 242H132V243H130ZM220 242H222V241H220ZM236 242H237V244L235 245ZM86 243L88 244V246H87ZM93 244H95L96 248L93 247L94 246ZM238 244H240V245H238ZM245 245H246V249H245ZM121 246H123V247L125 246L124 248H126V249H124ZM27 247H29V249L30 248L31 249L29 250ZM257 247H258V249H257ZM22 248H23L24 251L27 250L26 251L27 253L30 252V254L29 253L27 254L26 252L21 250ZM74 249H76V250H74ZM50 250L53 253H51ZM236 250H238V251H236ZM21 251H22L23 255L20 253ZM14 252L15 253L17 252V253L15 254ZM32 252L33 253L36 252L37 255L36 254L34 255ZM257 252H258V254H257ZM24 253H26V254H24ZM233 253L235 254V256H234ZM18 254H20V255H18ZM25 255L27 256V259H24V258H26ZM31 255H33L32 256L33 258L31 257ZM162 255H163V257H162ZM257 255H258V257H257ZM76 256H74V257H76ZM254 256H256V257H254ZM34 257H35L36 260L34 259ZM161 257H162V260H160ZM30 258H32V259H30ZM76 258H78V257H76ZM33 259H34V261H33ZM233 260H234V262H232ZM150 261H152V262H150ZM237 261H238V263H237Z\"/></svg>","mask_w":264,"mask_h":264}]
</instances>
